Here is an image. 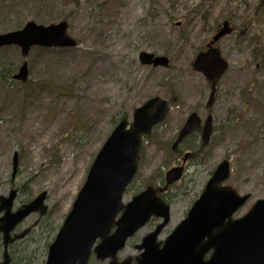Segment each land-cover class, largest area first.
Masks as SVG:
<instances>
[{
	"label": "rangeland",
	"instance_id": "obj_1",
	"mask_svg": "<svg viewBox=\"0 0 264 264\" xmlns=\"http://www.w3.org/2000/svg\"><path fill=\"white\" fill-rule=\"evenodd\" d=\"M223 20L232 32L215 46L228 68L206 108L211 85L192 62ZM28 21L66 22L76 45L32 47L26 56L18 46L0 47V195L16 189V210L46 192L47 206L44 216L32 212L16 226L14 232L28 233L8 247L9 264H44L97 152L119 120L130 122L133 110L152 97L164 99L169 110L142 139L123 202L147 185L163 186L164 173L181 162L170 144L188 114L212 117L209 142L202 145L199 133L186 140L181 150L194 154L160 195L170 213L158 240L185 217L223 159L230 165L226 184L249 194L234 217L264 199V0H0V33ZM143 51L165 56L167 66L142 64ZM23 62L26 81L12 79ZM66 178L75 183L63 201L59 186ZM145 232L128 240L119 260L137 255ZM2 252L0 238V260ZM89 264L105 261L92 255Z\"/></svg>",
	"mask_w": 264,
	"mask_h": 264
},
{
	"label": "water",
	"instance_id": "obj_2",
	"mask_svg": "<svg viewBox=\"0 0 264 264\" xmlns=\"http://www.w3.org/2000/svg\"><path fill=\"white\" fill-rule=\"evenodd\" d=\"M66 28L64 21L47 26L28 21L18 30L0 33V47L16 45L26 56L32 46L76 45V41L66 34ZM231 31L229 22L223 21L212 35L210 46L198 52L192 62L193 69L212 82L207 108L214 102L215 80L228 67L213 44ZM139 59L146 65L168 64L165 56H154L144 51L140 52ZM26 78L27 64L23 62L12 79L25 82ZM167 112V102L156 96L134 109L129 124L126 119L118 122L96 154L70 211L49 244L44 264H88L92 250L97 260H108L106 264H131L133 259L134 264H264V199H257L242 216L232 217L248 200L249 194H239L225 184L230 175L226 159L217 164L185 217L163 241H157V236L168 223L170 206L152 186H147L129 201H122L123 193L137 170L142 137L149 135L152 127L162 122ZM200 125L197 113H190L171 149L174 150L186 135ZM202 126L201 140L206 145L212 131L211 115L205 118ZM188 156L189 153H185L182 162ZM17 162L14 153L12 176L16 173ZM182 173L183 165L168 169L164 174L165 184L159 191L180 179ZM45 195L46 192H41L14 212H11V207L16 190H11L8 196L0 195L3 248L0 264H9V244L28 232L24 229L11 237L14 227L32 212H38L39 216L46 213ZM152 216L160 218L161 222L142 237L141 243L136 246L140 250L138 256L118 261L116 255L124 248L126 240Z\"/></svg>",
	"mask_w": 264,
	"mask_h": 264
},
{
	"label": "flooded vegetation",
	"instance_id": "obj_3",
	"mask_svg": "<svg viewBox=\"0 0 264 264\" xmlns=\"http://www.w3.org/2000/svg\"><path fill=\"white\" fill-rule=\"evenodd\" d=\"M219 27H220V25L218 24V26L216 27V29H215V31L214 32H216V30L217 29H219ZM209 41H210V39L208 40V42L206 43V45H205V47H204V49L203 50H206L210 45H208L209 44ZM202 50V51H203ZM215 92H216V90H215ZM210 115V114H209ZM186 119V118H185ZM200 120H201V118H200ZM185 121V120H184ZM184 123V122H183ZM203 123H204V120L202 121L201 120V125L197 128V129H195L192 133H190V135L188 136V137H185L179 144H178V146L174 149V150H172L171 149V145L173 144V142H174V140L175 139H173L172 141H171V144H170V150H171V152H173V153H175V154H177V155H180L181 156V162L179 163V164H177V165H174V166H180V165H183V173H184V165H185V163H186V161L190 158V157H192L193 156V154H194V152H192V151H189V150H186V151H182L181 149H182V146H183V144L186 142V140L190 137V136H192L193 134H195V133H199V137H200V139H201V132H202V125H203ZM183 125V124H182ZM181 125V126H182ZM181 128V127H180ZM179 128V129H180ZM205 146V145H204ZM185 153H189V156L187 157V159L184 161V162H182V157H183V155L185 154ZM173 166V167H174ZM165 174V173H164ZM183 175V174H182ZM182 177V176H181ZM163 187V186H162ZM168 188V187H167ZM167 189H165V190H163V191H158V193L161 195L163 192H165ZM161 198H162V196H161ZM163 199V198H162ZM159 219L157 218V217H151L147 222H146V224L144 225V227L143 228H145L146 229V232L145 233H147V232H149V231H152L155 227H156V225L159 223V221H158ZM144 233V234H145ZM15 234H17L16 232H12V234H11V236H14Z\"/></svg>",
	"mask_w": 264,
	"mask_h": 264
},
{
	"label": "bare ground",
	"instance_id": "obj_4",
	"mask_svg": "<svg viewBox=\"0 0 264 264\" xmlns=\"http://www.w3.org/2000/svg\"><path fill=\"white\" fill-rule=\"evenodd\" d=\"M141 83H139L140 85ZM75 181H71V182H68L67 178L64 179V181L61 183V185L59 186V193H60V196H64L63 197V201L67 200L70 195H71V185L74 184Z\"/></svg>",
	"mask_w": 264,
	"mask_h": 264
}]
</instances>
